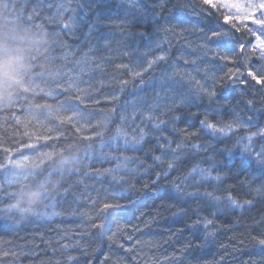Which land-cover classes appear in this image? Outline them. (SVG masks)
<instances>
[{"label": "trees", "instance_id": "1", "mask_svg": "<svg viewBox=\"0 0 264 264\" xmlns=\"http://www.w3.org/2000/svg\"><path fill=\"white\" fill-rule=\"evenodd\" d=\"M63 2L64 0H51L52 7L49 8L45 4L40 19L33 18V21L29 22L25 19L26 13L21 11L24 0H0V165L9 158L6 149H11L12 159L9 168L0 169V207L16 205L9 213L10 220L0 219V264H49L51 261L62 260L64 254L57 251L54 255L52 250H59L63 244L75 243L81 233L88 235L80 243H91L92 249H95L88 264H108L106 257L119 260L120 264H264V249L255 242L258 238H264L261 235L264 233V223H260L264 217V198L253 199L252 195H247V186L240 185L238 180L247 178L252 181V177L247 173L239 178H229L219 190L232 185L243 199L253 200L254 206L217 215V227L211 229L215 236L207 245L199 231L192 232L189 229L188 225L192 222L189 217L175 215L177 210L185 205L172 198L165 189V185H169L177 177L184 176L188 168L202 161L204 155L189 164H181L179 169L171 174V180L163 181L155 188L151 186L154 177L150 170L147 175H142L145 169L141 168L139 174L125 176L130 183L122 187L134 186L135 189L130 194L118 190L112 175H98L104 173L105 169L116 167V162L101 158L102 152L138 156L148 165H152V161L143 152H112L111 147L101 149V142L107 141L114 134L115 124L108 126L109 130H105L102 138L85 140L84 137L94 136L88 120L75 125L61 123L69 113L55 109L63 105L65 109L77 111L75 96L73 92H61L57 89V85L53 83L52 72L54 68H63L68 76L67 81L61 80L65 88L69 83H73L80 89L90 91L91 97L84 100L80 109H87L84 115L91 120V124L102 122L108 110L117 107L116 103L110 102L113 93L118 91L117 82L121 78L129 79L127 74L114 68L115 65L131 62L120 56L121 51H130L122 48V44L138 45L141 51L147 50V40L139 38L136 33L151 32L152 26L141 28L135 23L126 9L128 0H103L97 11L101 15L110 16L116 23L123 22L127 29L124 32L112 29L113 35L109 37L111 48L105 50L100 47L97 52L92 53L91 59H111V63L103 65V72L96 70L91 63L87 66H77L74 62L81 59V51L88 52L89 48L96 44L98 33L88 37L85 35L86 28L83 33L77 32L71 37L61 33V38L68 48L54 51L52 41L57 39L58 30L54 25L56 7ZM77 2L78 0H71V8L78 16L83 15L76 8ZM155 3L157 0H139L141 7ZM188 3L189 0H166V6L162 10L160 25L196 29L191 34L186 33L184 38H174L171 33L159 34L157 38H166L171 43L167 53L171 56L169 63L174 62L180 54L186 56V44H191L192 49H197L200 30H206L210 26L203 17L194 15L190 8L184 9L183 6ZM33 7L34 4H28L29 10ZM100 31L109 30L101 28ZM178 42L181 47H174ZM209 47L221 55L232 56L234 60L243 59L217 45ZM77 49L80 51H76ZM69 51L72 54L67 60L59 59ZM197 52V56L203 58V53L198 50ZM50 55L56 59H51ZM212 58L213 53L209 52L208 59L202 66L213 68L210 62ZM166 68V64L154 66L144 75L143 86L138 80L130 81L118 103H131L140 96L151 98L154 89L148 82L158 81L161 72ZM216 87L220 103L235 108L241 98L234 93L225 98L226 93L221 90L219 83ZM50 90H54L53 95L46 98L45 94ZM155 91L159 89L156 88ZM252 92L257 100L261 99V94L255 89ZM251 98L252 96L244 97ZM45 105L48 107L45 108ZM261 107L264 106L256 103L257 109ZM189 111L196 112L197 109L192 108ZM235 111L251 116L243 104L235 108ZM218 118L227 120L231 119V116L222 114ZM257 118L264 119V115L258 114ZM17 119L21 122L18 123ZM35 122H38L39 126ZM185 126L183 122L177 125L179 128ZM78 127L80 132L76 131ZM196 128L198 125L190 131H195ZM251 130L255 131V128ZM166 134L176 139L171 133ZM242 134L243 132H240L238 135ZM200 136L201 139L194 140L193 143L206 142L214 145L215 153H212L211 149L209 153L219 161L224 159L219 155L222 146L224 149L232 148L235 143V138L217 143L205 133L201 132ZM148 147L154 148V144ZM155 154L159 155L158 152ZM236 164H239L238 159ZM202 166L208 167L207 164ZM156 171L159 172V168H156ZM262 179L264 178L256 179L255 185L260 184ZM145 184L148 185L147 189L144 188ZM206 187L207 190H212L211 187ZM122 195H130L132 203L116 218L111 231L107 233V237H112L118 227L124 230L116 235V244L113 245L107 238L99 240L95 230L90 228L94 221L87 217L82 218L80 213L86 212L88 216H93L96 205L111 196H115L120 203H129L128 199L121 198ZM36 211L42 214L33 216L32 213ZM53 212L58 215H52ZM120 245L123 247L120 248ZM5 251L14 252L15 256L10 254L5 258L2 255ZM71 254L80 256L79 252Z\"/></svg>", "mask_w": 264, "mask_h": 264}, {"label": "snow or ice", "instance_id": "2", "mask_svg": "<svg viewBox=\"0 0 264 264\" xmlns=\"http://www.w3.org/2000/svg\"><path fill=\"white\" fill-rule=\"evenodd\" d=\"M102 3L103 0H84V2L78 0L76 8L83 13L78 16L71 8V0H64L56 7L54 25L58 29L56 30L57 39L52 41L54 51H63L68 46L62 40L61 33L71 37L77 32L83 33L85 28L87 29L85 35L88 37L98 33L96 44L92 45L88 52L81 51V59L74 63L77 66H87L91 63L100 72L104 71L105 63H111V59L106 57L91 59L92 53L97 52L100 47L105 50L111 48L112 42L109 37L113 35L112 29H119L121 32L127 29V25L123 22L116 23L110 16L101 15L97 11ZM28 4H34L35 7L29 10ZM45 4L49 8L52 7L51 0H24L21 11L26 13L25 19L31 22L33 18H41ZM165 6L166 0H157V3L147 7L139 6V0H128L126 4L128 14L141 28L151 25L152 31L136 33L139 38L147 40L145 51H141L138 45L122 44V48L130 49V51H121L120 56L131 62L115 65L114 68L118 72L127 74L129 79L121 78L117 82L118 91L113 93L110 101L116 103L117 107L110 108L102 122L91 124V120L84 115L87 109H80V105L85 99L91 97V92L80 89L73 83H69L65 88L61 80L67 81L68 76L60 67L54 68L52 72L53 83L61 92H73L77 111L65 109L63 105L55 111L63 110L69 113L61 123L75 125L88 120L94 136L84 137L85 140L102 138L105 130H109L108 126L115 124L114 134L107 141L101 142V149L111 147L112 152H143L148 159H151L152 165H148L138 156L101 153L102 159L116 162V167L105 169L104 173H98V175H112L113 183L117 185L121 193L130 194L135 191L134 186L122 187L130 183L124 177L139 174L141 168L145 169L142 175H147L149 170L152 172L154 178L151 180V186L155 188L163 181L171 180V174L177 171L181 164H189L192 160H199L200 156L204 155L202 161L188 168L184 176L177 177L169 185H165V189L169 191L172 198L185 205L178 209L175 215L189 217L192 221L188 225L189 229L192 232L199 231L207 245L215 236V232L211 229L217 227L215 222L217 215L254 206L253 200L243 199L232 185L223 187L220 191V186L224 185L226 180L232 177L239 178L247 173L252 177V181L247 178L238 180L240 185L247 186V195H252L253 199L264 198V179L258 185L254 183L256 179L264 178V123L257 118L258 114L264 115V107L256 108V103L264 106V0H189V3L183 6L184 9L190 8L194 15L203 17L210 26L206 30H200L198 37L200 43L197 49H192L191 44L185 45V50L189 51L194 58L189 59L184 54H180L172 63H169L170 57L167 54L171 43L166 38H157L159 34L171 33L174 38H184L186 33L191 34L196 29H184L178 25H160L159 20ZM101 28L109 31H100ZM213 44L226 48L228 52L236 53L243 59L237 61L228 54L221 55L209 47ZM197 50L203 53V58L196 55ZM209 52L213 53L210 61L213 68L202 66L208 59ZM71 54L69 51L59 59L67 60ZM134 57L138 59H133ZM50 58L56 59L51 55ZM162 64H166L167 68L161 72L160 79L148 82V85L154 89L151 98L140 96L131 103L126 102L123 105L118 103L130 81L138 80L143 86L144 75L154 66ZM229 65H235V67ZM215 73H222V75ZM217 83L226 93L225 98L233 93L239 96L241 99L235 108L243 104L251 116L221 104L218 99ZM156 88L159 91H155ZM253 89L261 94V99H256ZM53 91H48L45 94L46 98H51ZM81 93L84 95L82 96ZM245 96H252V98L244 99ZM192 108H196L197 111H189ZM222 114L230 115L231 119H219L218 117ZM17 122L21 121L17 119ZM181 122L186 124L184 128L177 127ZM35 123L39 126L38 122ZM196 125L198 128L190 131ZM252 128H255V131H252ZM80 130L79 127L76 128L77 132ZM201 132L217 143H224L225 140L235 138L232 148H225L219 153L223 156V161L216 160L214 155L209 153L210 149L212 153H215L214 145L206 142L193 143L194 140L201 139ZM240 132L245 134L238 135ZM166 133H171L176 139H172ZM150 144H154V148H149ZM5 151L9 153V158L0 165V169L9 168L12 165L11 149ZM157 152L159 155L155 154ZM237 159L239 164H236ZM202 164H207L208 167H203ZM156 168H159V172ZM119 173L123 175H118ZM206 186L211 187L212 190H207ZM144 188L147 189L148 185L145 184ZM121 198L128 199L129 203H120L115 196H111L102 199L96 205L93 216H88L86 212L80 213L82 218L87 217L94 221L90 228L95 230L99 240L103 241L107 238L113 245L116 244V235L124 230L118 227L112 237H107V233L111 231L116 218L132 203L130 195H122ZM15 207L16 205L0 207V219L10 220L9 213ZM41 214L40 211L32 213L33 216ZM52 215H58V213L53 212ZM260 223H264V217L261 218ZM87 235L88 233H81L75 243L63 244L59 250L53 249L54 255L57 251L64 255L62 260L51 261L49 264H82V258L83 264H88L95 249H92L91 243H80L86 239ZM261 235L264 236V233ZM255 242L264 249V238H258ZM72 252H79L80 256L72 255ZM10 254L15 256L14 252L2 253L5 258ZM105 261L108 264H120L119 260H112L110 257H106Z\"/></svg>", "mask_w": 264, "mask_h": 264}, {"label": "bare ground", "instance_id": "3", "mask_svg": "<svg viewBox=\"0 0 264 264\" xmlns=\"http://www.w3.org/2000/svg\"><path fill=\"white\" fill-rule=\"evenodd\" d=\"M215 45V44H214ZM216 46V45H215ZM174 47H181V44L178 42V44L177 45H175ZM220 48V47H219ZM226 49V48H225ZM197 53L198 52H196V55H197ZM186 56L189 58V59H191V58H193L191 55H190V52L189 51H187V53H186ZM171 57V56H170ZM241 60H242V58H241ZM235 66V65H234ZM260 94V93H259ZM261 98H262V96H261ZM262 123H264V119H261L260 120ZM224 148H223V146H222V150H223Z\"/></svg>", "mask_w": 264, "mask_h": 264}, {"label": "rangeland", "instance_id": "4", "mask_svg": "<svg viewBox=\"0 0 264 264\" xmlns=\"http://www.w3.org/2000/svg\"><path fill=\"white\" fill-rule=\"evenodd\" d=\"M245 133L243 132V134L242 135H244Z\"/></svg>", "mask_w": 264, "mask_h": 264}]
</instances>
